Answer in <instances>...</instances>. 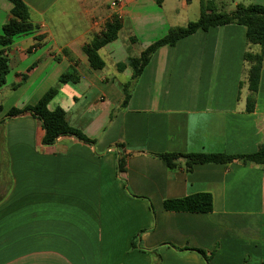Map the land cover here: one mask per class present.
<instances>
[{"label": "crops", "instance_id": "crops-1", "mask_svg": "<svg viewBox=\"0 0 264 264\" xmlns=\"http://www.w3.org/2000/svg\"><path fill=\"white\" fill-rule=\"evenodd\" d=\"M22 1L36 29L9 46L0 87V264H158L152 251L160 264H264V164L187 172L157 157L264 149V55L253 95L244 56L261 47L247 43L246 28L200 30L160 48L123 106L129 58L197 21L202 0H123L116 9L114 0ZM12 8L0 0V35ZM119 14L118 38L99 51L105 67L94 70L83 48ZM71 67L79 82L62 85L49 109L62 108L94 144L63 136L43 146L38 119L6 115L38 103ZM199 193L212 195V212L164 208Z\"/></svg>", "mask_w": 264, "mask_h": 264}, {"label": "trees", "instance_id": "trees-1", "mask_svg": "<svg viewBox=\"0 0 264 264\" xmlns=\"http://www.w3.org/2000/svg\"><path fill=\"white\" fill-rule=\"evenodd\" d=\"M13 4L11 17L3 27L0 35V87L7 83V76L10 72L8 65V48L18 35L33 32L36 26L32 22L31 10L22 0H9ZM159 2V0H157ZM231 24L242 25L247 30V43L250 46H260L261 53L254 54L250 51L245 53V61L249 63L248 86L250 92L257 93L264 55V6L259 4L244 5L238 4L231 12H224L212 2L201 1V14L197 21L190 22L185 27L171 28L167 35L148 46L140 56L129 58L128 64L133 70L131 81L124 86L125 99L123 106H127L131 98V90L136 81L143 74L145 68L150 63L153 55L164 46L174 47L177 43L196 32L209 31L214 27L226 26ZM122 23L117 17H113L107 22L100 34L95 35L92 40L83 48L88 58L89 64L94 70H102L105 62L101 58L99 51L107 44L117 40ZM122 68V67H121ZM80 80L79 72L75 67H71L67 72L60 76L58 84L51 88L35 105L24 108H12L6 115V119L30 114L41 122L45 135L42 140L43 146H52L63 136H72L85 143L94 144L82 132L72 127L68 121L67 113L62 108L55 110L49 109V104L55 98L59 88L69 83H77ZM18 85L13 86L16 89ZM2 106H0V112ZM169 170H177L182 163L187 172H191L196 165L222 164L228 165L233 162L243 164H264V149L260 148L255 154L251 155H227V154H181L164 153L157 155ZM119 172L124 171V158L118 159ZM167 211L187 212V213H210L213 211V197L208 193H199L181 199L167 200L164 203ZM138 240V239H137ZM137 247V244H133ZM140 248V247H139ZM199 254L206 257V253L197 250ZM151 254L156 255L158 264L160 258L157 251ZM207 258V257H206Z\"/></svg>", "mask_w": 264, "mask_h": 264}, {"label": "rangeland", "instance_id": "rangeland-1", "mask_svg": "<svg viewBox=\"0 0 264 264\" xmlns=\"http://www.w3.org/2000/svg\"><path fill=\"white\" fill-rule=\"evenodd\" d=\"M155 3L158 4L157 0H153ZM208 2H212V4H216L219 10L224 12H229L230 10L235 9V2H238V0H206ZM198 1L196 0V3Z\"/></svg>", "mask_w": 264, "mask_h": 264}, {"label": "built area", "instance_id": "built-area-1", "mask_svg": "<svg viewBox=\"0 0 264 264\" xmlns=\"http://www.w3.org/2000/svg\"><path fill=\"white\" fill-rule=\"evenodd\" d=\"M123 3V0H114L111 4V6L116 9L118 8L120 5H122ZM114 17H117L118 19H120V21L122 20V16L119 14V15H114ZM122 153V152H121Z\"/></svg>", "mask_w": 264, "mask_h": 264}]
</instances>
